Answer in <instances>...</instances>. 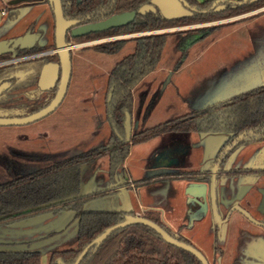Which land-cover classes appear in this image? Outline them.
I'll list each match as a JSON object with an SVG mask.
<instances>
[{"label":"rangeland","instance_id":"rangeland-1","mask_svg":"<svg viewBox=\"0 0 264 264\" xmlns=\"http://www.w3.org/2000/svg\"><path fill=\"white\" fill-rule=\"evenodd\" d=\"M43 1L45 0L33 6L27 5L26 9H21V14L14 23L6 18L4 19L0 15V27L8 30L10 34H17L30 24L34 30L38 29L40 25H46L47 30L45 28L46 32L40 41L51 43L53 40L54 19L51 7L49 4L44 5ZM6 2L8 0H0V8H5L9 4L7 8L9 11V7H13V5ZM13 9L18 10V7H14ZM253 9L204 22L155 30L156 33H159L162 32L160 30H170L172 32L176 29H203L209 32L205 40L210 37L216 38L210 43L208 49L197 57L196 55L199 52L197 50L199 48L193 47L178 71L173 73L171 77L170 74L168 75L170 79L167 77L166 86L163 85L161 88H158L156 84L154 85L158 90L151 99L149 104L150 113L145 118L142 126H154L166 120L174 121L182 115L202 109H207V116L215 118L219 115V111L214 109V106L218 102L227 99L228 94L224 92L228 88H233V84L237 83L238 87L240 86V90H248L264 84V11L252 14L259 10L255 9L253 11ZM179 36L183 37L182 34ZM192 38L193 36H188V40ZM176 41L177 38L174 41L169 40L162 52L158 68L154 73L158 79V83L161 79H164L167 73L165 68L172 66L174 57L179 58L181 56L176 51ZM92 42H79L73 48L76 59V73L72 98L75 99L76 104L80 105L79 107L82 105L89 107V116L84 115L82 109L76 105L70 114L74 119L75 126H68L69 124L68 122L66 123V120L68 116L70 117L68 115L70 111L68 112L67 110L70 109L67 106H63L55 116L44 120L46 123H54L56 125L55 129L43 127H0V182L10 179L11 176L21 171L44 166L55 158L72 155L90 147L101 145L107 141L110 135V125L107 119L104 98L106 93V77L113 62L115 63L130 52V45H127L116 55L108 56L96 52L91 47L82 48L86 45H92ZM242 45H245V47ZM236 46H242L244 51L238 50L232 53L221 51V54L219 53V50L237 49L238 47ZM222 54L224 60H237L247 54H249V57L244 61L240 60L234 63L231 69L232 73L229 74L228 79L224 80L228 82L222 81L223 83L212 85L213 82H210V80L217 72L211 68ZM173 68L176 69V66ZM206 72L209 73L205 75L204 73ZM191 88L197 89V94L187 96ZM177 91L179 94H177ZM179 135L181 134L179 133L177 136ZM175 139L181 140L182 143L186 144L191 142L187 137L181 139L175 136L170 137V134H161L160 141L153 147L154 151L161 146L172 144L174 141H177ZM232 157L231 162L236 165L253 161L251 156L247 161L243 156L238 157V154H233ZM130 164L140 169L141 161L138 158L133 159ZM88 166L83 174L84 181L81 193L90 190L92 192L100 191L103 194L91 198L89 203L84 204V208L107 210L122 205L123 200L120 193L114 191L112 193L107 192L113 188L108 169V157L98 158ZM123 168V165H119L116 168L114 175L117 176V179L124 176L125 171ZM236 186L237 184L234 188ZM156 188L154 186L151 189L154 190ZM164 189L170 190L168 186L164 187ZM126 191L125 196H130V189ZM240 193L241 190L236 194L237 198H240L238 197ZM255 196L254 191H249L241 199V202L245 203L247 200L253 202ZM145 214L158 219L155 213L147 212ZM236 217L233 216L232 218H234V221L238 219V224L242 222L243 226L246 223L242 218L236 219ZM234 225L232 226L234 227ZM76 229L74 212L67 208H59L23 217L13 224L7 222L0 223V241H30L37 238L38 244L31 248H39L42 251L41 264H47L52 251L75 247ZM231 229L232 232L229 234V237H233L234 240L237 237V230L236 228ZM191 235L195 237L193 244H197L198 247L196 248H199L202 254L210 261V255L213 251L210 235L205 233L197 234L195 232H191ZM233 251L234 247H232L231 253ZM222 264L227 263L223 262Z\"/></svg>","mask_w":264,"mask_h":264},{"label":"trees","instance_id":"trees-1","mask_svg":"<svg viewBox=\"0 0 264 264\" xmlns=\"http://www.w3.org/2000/svg\"><path fill=\"white\" fill-rule=\"evenodd\" d=\"M150 0H61L64 16L78 19L90 15V21H98L112 14L137 11ZM199 11L208 9L213 0H187ZM264 5V0L233 6L226 4L221 12L208 11L194 13L190 17L165 19L156 12L136 14L134 20L120 27L104 31L90 32L75 37L80 41L104 35L118 34L147 29H160L208 21L221 16H230ZM9 16L15 18L18 11ZM197 29L161 32L134 38L133 51L119 60L112 68L110 79L117 84L116 98L108 118L118 133L123 132L124 110L130 112V89L148 72L156 70L162 52L169 40L178 39L179 34L190 35ZM178 35V36H177ZM216 37L199 42L201 48L214 41ZM127 39L109 41L95 46L107 54L120 52ZM201 50V49H199ZM1 58V56H0ZM2 75V74H1ZM215 108L226 107L239 117L240 130L255 129L264 124V84L250 88L238 98L218 102ZM195 112L180 116L177 120H166L154 126H140L132 134L130 142H121L115 137L103 145L93 146L72 155L53 159L50 163L21 171L6 181L0 182V223H14L23 217L47 210L67 208L77 218L76 245L73 248L54 250L47 264H72L78 253L107 227L122 220L120 209H86L84 204L91 198L102 195L100 191L81 193V166L107 156L109 175L122 165L128 155L130 145L148 141L169 131L192 132L197 130ZM133 214V212H129ZM146 218L161 226L174 238L183 241L170 231L159 217ZM2 245V246H1ZM39 248H10L0 243V264H41ZM60 260V263H58ZM80 264H202L191 253L173 246L160 238L148 226L131 224L114 230L92 253L86 254Z\"/></svg>","mask_w":264,"mask_h":264},{"label":"flooded vegetation","instance_id":"flooded-vegetation-1","mask_svg":"<svg viewBox=\"0 0 264 264\" xmlns=\"http://www.w3.org/2000/svg\"><path fill=\"white\" fill-rule=\"evenodd\" d=\"M45 1L47 2V0ZM197 2H201V1H197ZM249 3H253V2H249ZM29 6H33V5H29ZM14 7L15 8L18 7V10L13 9ZM26 7H28L26 4H20L13 7H9L10 10L8 11L7 9L5 13V15L7 16V20H10V22L13 23L16 22L21 14V9H26ZM263 7L264 6L262 5L257 8H254L253 11L255 9H259V10L253 12L252 14L263 12L264 11ZM16 11L19 12L18 15L15 18H11L9 14L11 12L15 13ZM91 18L92 17L90 15H86L85 17L78 18V20L80 21L79 25L96 22V21H90ZM45 28L47 30L46 25H40L38 29L34 30L30 24L25 26L22 32L17 34H10L6 38V39H10L13 37L21 36L28 31L38 36L32 48L29 49L15 48L14 51L12 52L0 55L1 56L0 87H2L0 90L1 118L20 119L29 116L48 106L55 98L57 92L60 89V85L63 77V69L54 42V26H53V40L51 43H45L40 41L44 37L43 34H45L46 32ZM155 30L157 29H147V30L132 31V32H125L118 34H110V35H104L100 37L88 38L85 40L76 41L74 40L75 37H72L70 35V29H69L66 34V43L68 45V52L70 59L69 77L66 82L64 94L60 102L51 112H49L48 114H46L45 116H43L42 118L36 121L24 123V124L0 125V127H4V128H37V127L42 128L43 127V128L55 129L56 125L54 123L53 124L46 123L44 120H46V118L55 116L58 110H60V108H62L63 106H67V108L70 109L67 110L68 112L70 111L68 115H70L71 112L73 111V107L75 108L76 105L78 107L80 106L79 104H76L75 99L72 98L74 82H75V73H76L75 71L76 59L73 53V48L75 47L76 43L84 42V41H91V42L93 41L92 45H86L82 48L85 49L91 47L96 52L103 53L108 56H113L112 54H107L103 51L95 49V46L105 44L109 41L127 39L128 41L124 46V48L127 45H130V52L126 54L128 55L133 51L134 38L144 35L155 34L156 33ZM183 30L186 29H176L173 31H183ZM160 31L170 32V30H160ZM206 31L203 29L201 30L197 29L194 33L190 35L182 34L183 37L181 36L178 37L175 43V47H176V51H178L179 55L181 56L179 58L174 57L172 66H167V68H165V71H167V73L164 76V79H161L159 83L157 77L154 74L155 70H152L146 73L136 83V85L130 89L132 102H131L130 112L128 110L127 111L130 113L132 121H131V132L128 140L125 138L124 127H123V132L118 133L108 118L109 111L116 98V92H117V84L110 79L111 70L113 66L126 55H124L121 59H119L115 63L113 62V65L111 66L106 77V93L104 97L107 119L110 125V135L107 141L103 144H106L110 140V138L113 137H115L121 142H130L133 132L137 130L138 127L143 125L145 118L150 113L149 104L151 102L152 97L155 95V92L158 90L157 87L161 88V86L163 85L166 86L167 84L166 79L168 75L170 74L171 77L173 73H176L178 71L180 66L183 64L184 59L187 58L189 52L192 50L193 47L201 49V50H197L199 51L198 54L196 55L197 57L210 45L208 44L204 48H201V44L199 42L191 43L194 40H199V39L200 41L205 40L207 34L209 35V32ZM188 36H193V38L191 40H188ZM242 46L245 47V45ZM242 46L240 47L236 46L238 48L234 50H229V49L219 50V53L221 54V51L228 53H232L238 50L242 51L243 50ZM248 57L249 54L244 55L243 57L237 60L236 59L224 60L222 54L219 57V59L212 65L211 68L212 70L214 69L217 72L215 74L216 76L214 75L213 78L210 80V82H213L212 85L213 84L215 85L217 83L219 84L223 82H228L224 80L228 79L229 74L232 73L231 69L233 68L234 63L240 60L244 61L248 59ZM174 66H176V69L173 68ZM208 73L206 72L204 74L206 75ZM155 84L157 85V87H154ZM232 86L233 88H228V90L224 92L225 94H228V96L226 97L227 99L225 100L238 98L246 91V90H240L239 89L240 86L238 87L237 83L233 84ZM189 91H188L189 95L187 96H191L192 94L193 95L197 94L198 90L191 88ZM177 94H179L178 91ZM79 108L82 109L84 115L89 116L88 106L82 105ZM214 109H217L219 111V115L216 116L215 118H211L210 116H207L208 115L207 109L193 111L196 114L195 122L197 125V130L192 131V132H196L199 135L200 141H197L196 143L198 145L200 144L201 146L204 143L206 144L207 140L211 136L223 137L221 143L219 144V147L217 148L215 153H213L214 163L208 166L207 168H204V166H199L197 169L194 170H190V169L171 170L168 171L166 174H168L167 177H184L189 180H194L199 184H204L207 189L209 178L212 173L211 169L213 167H216L215 193H216V205H217V212L219 215V219L217 221L213 217L210 208V199L206 191L205 193L206 204L209 211V214L207 216L202 217V212L198 210L197 213L195 212V214L187 213L185 217L186 218L185 221L182 224H180L177 228L173 229L167 226L166 224L164 225L174 234L179 236L183 240V242L190 244L195 248L198 247V245L193 244V241H195V237L191 235V232H195L197 234L205 233L210 235L212 239V249H213L210 255V261L205 256L204 257L206 258L208 264H222V256L224 254L223 245L226 243L229 237L226 235L227 232L226 227L231 222V217L233 213H238L240 217L246 222L244 223L245 226L246 224H248V226H246L245 228L237 226L236 228L237 237L236 239L234 238V244H233L234 256L231 259L230 264H264V252L261 253L260 258L256 257L255 254H253V249H254L253 243L255 242V240L258 241L259 243L261 242L262 247H264V124L260 125L258 128L255 129L240 130L238 129L239 117L236 114H234L232 110L226 107H221V108L214 107ZM67 122L69 124L68 126H75L74 119L71 117V115L70 117L69 116L67 117L66 123ZM250 132L255 134L256 142H263V143H261V145L254 148L251 152L244 153L243 150L244 146L247 145L250 141L245 140L244 137H242L241 135L244 133L248 135L247 133ZM179 133L181 135L177 136ZM188 133L190 132L169 131L163 134H170V137L175 136L177 138L182 139L187 137L186 135ZM200 135L202 136V138L200 137ZM174 142H181V140H177ZM233 154L236 155L238 154V157L243 156L246 161L251 156L253 158V161L246 162L245 164L242 165L233 164L231 162L233 158L232 157ZM89 164L90 163L83 164L81 166V186L83 182V174L87 170V168H85L84 165L88 166ZM114 174L115 171L113 173V177H110L112 181L114 179ZM236 184L237 186L236 188H234ZM240 190L241 193L238 196L240 198H237L236 194ZM249 191H254V195H256L254 201L250 202V200H247L245 203H242L241 199ZM235 205L245 210L250 215L252 220L244 216L236 209H234ZM197 206L198 209L201 210L204 206V202L200 201L197 204ZM196 249L200 251L199 248Z\"/></svg>","mask_w":264,"mask_h":264},{"label":"crops","instance_id":"crops-1","mask_svg":"<svg viewBox=\"0 0 264 264\" xmlns=\"http://www.w3.org/2000/svg\"><path fill=\"white\" fill-rule=\"evenodd\" d=\"M6 3H10L13 6L20 4L35 5V3H42V0H8V2ZM43 4L47 5V2L43 1ZM8 5L5 8H0V10L6 11ZM1 17L7 19V16L5 14L1 15ZM0 28V40L6 39L10 35L9 31L3 29V27ZM207 49L208 47L204 51H206ZM247 134L248 135L244 133L241 135L245 140L250 141L247 145L244 146V153L251 152L254 148L263 143L256 142L255 134L251 132ZM186 136L191 140L189 144L174 142L170 145H164L156 148L155 151L153 147L160 141V135L148 141L130 146L128 155L122 163V165L124 166L123 170L125 171L124 176L120 179H117V176L114 175L113 181L111 180L113 188L107 191L108 193H112V191H114L121 194L123 204L117 206V208L114 209H127L132 211L133 214L144 217L146 216L145 213L147 212L155 213L159 217L161 222L173 229L177 228L185 221L187 213L195 214V212L197 213V211L199 210L202 212V217L209 214L205 194L202 197L203 199L200 198V201L204 202V206L201 210L198 209L197 203L194 202V200L191 199L187 194V189L191 191L193 189L196 190V188L192 186L194 183H196V181L189 180L184 177H167L168 174H166L171 170H194L199 166H204V168H207L214 163L213 155L210 158H205L207 143H204L202 146L196 143L197 141H200L199 135L196 132H190ZM200 137L202 138L201 135ZM137 158L141 161L140 169L130 164L133 159ZM84 167L88 168L87 165H84ZM154 186L157 188L154 190L151 189ZM166 186L170 188L169 191L167 189H164V187ZM128 189H130L131 191L130 196H125V192H127L126 190ZM91 192L92 191L87 190L82 194H88ZM90 201L91 200H88L86 204ZM233 216H239L236 217V219L241 218L238 213H233L232 217ZM237 220L234 221V218L231 219V222L226 227L227 236H229V234L232 232L231 228L235 229L237 228V226H240L242 228L246 227L245 224H243L242 226V222L238 224ZM232 225H234V227ZM0 243H3V246L5 244L6 247H22L23 245H25L26 247H30V245L32 244L37 245L38 239L35 238L30 241H0ZM233 244V237H229L226 243L223 245L224 254L222 256V263L225 262L227 264H230V261L234 256V254L231 253ZM253 246V254H255L256 257L260 258L261 253L264 252V247H262L261 242L259 243L256 240L253 243Z\"/></svg>","mask_w":264,"mask_h":264},{"label":"water","instance_id":"water-1","mask_svg":"<svg viewBox=\"0 0 264 264\" xmlns=\"http://www.w3.org/2000/svg\"><path fill=\"white\" fill-rule=\"evenodd\" d=\"M258 0H213L212 4L208 9H204L199 11L196 7L190 5L187 0H150L149 3L143 4L139 7L137 11H126L122 13L113 14L103 20L81 24L79 25L78 19L66 18L63 13L61 0H47L49 6L51 7L52 14L54 17V42L57 48V54L60 58V62L62 64L63 69V77L60 85V89L57 92L55 98L52 102L46 106L45 108L20 119H6L0 117V125H8V124H24L36 121L49 112H51L57 104L62 99L64 94V89L66 82L69 77V68H70V59L68 52V45L66 43V34L70 29V35L72 37L82 36L88 34L90 32H98L104 31L113 27H120L132 22L136 16V14L144 15L146 12H156L158 11L162 17L165 19H179L190 17L194 13H207L208 11L212 12H221L226 8L227 3H231L233 6L241 5L247 2H256ZM38 36L34 33H30L29 31L25 34L17 37H13L10 39L0 40V55L9 53L14 51L15 48L19 49H29L32 48ZM2 87H0L1 90ZM131 115L127 111L124 110V120L123 127L125 132V138L128 140L131 132ZM223 137L211 136L207 140V147L205 150V158H210L213 153L219 147ZM216 166V165H215ZM212 173L209 178L208 188L206 189L205 185H200L198 182L194 183L192 186L196 188V190H186L188 196L194 200L197 204L200 202V198L204 196L207 191L208 197L210 199V208L215 220L218 221L219 215L217 212L216 205V193H215V171L216 167L211 169ZM203 199V198H202ZM234 209L242 213L244 216L248 217L252 220L250 215L235 205ZM124 213L122 214V220L114 225L107 227L104 231H102L97 237H95L89 244H87L77 255L74 262L72 264H80L86 254L92 249V253L100 246V244L116 229L125 227L131 224H142L148 226L153 229L162 240L165 242L181 248L192 255H194L202 264H208L204 255L193 247L190 244H187L183 241H180L173 236H171L167 231H165L161 226L152 220L136 215L131 214L130 210L120 209ZM15 223V222H14ZM77 223V218H76ZM13 224V223H12ZM36 245H30L31 247H35ZM10 248H26L25 245L22 247H10ZM60 263V260H58Z\"/></svg>","mask_w":264,"mask_h":264},{"label":"built area","instance_id":"built-area-1","mask_svg":"<svg viewBox=\"0 0 264 264\" xmlns=\"http://www.w3.org/2000/svg\"><path fill=\"white\" fill-rule=\"evenodd\" d=\"M5 13H6L5 10H0V14H1V15H4Z\"/></svg>","mask_w":264,"mask_h":264}]
</instances>
